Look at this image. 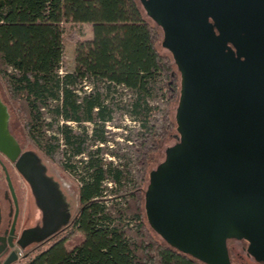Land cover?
Instances as JSON below:
<instances>
[{
  "label": "trees",
  "instance_id": "obj_1",
  "mask_svg": "<svg viewBox=\"0 0 264 264\" xmlns=\"http://www.w3.org/2000/svg\"><path fill=\"white\" fill-rule=\"evenodd\" d=\"M69 22L91 25L93 38L76 39L75 67L62 75ZM159 27L141 0H0V79L23 116L26 134L43 136L48 111V124L58 134L42 149L65 169H83L80 207L65 226L67 234L28 253L22 264H206L160 239L146 211L151 167L163 142L174 132L179 136L174 106L180 102L182 73L173 54L162 53L165 34L162 38ZM160 78L168 102L153 116L147 99ZM86 80L93 84L90 92L82 87ZM120 85L136 94L126 107L141 126L127 135L135 168L127 171L131 187L123 195L124 207L104 196L107 174L121 185L124 171L111 164L105 168L101 149L89 145V140L107 142V123L119 127L120 107L111 89ZM68 122H92L95 129L78 133ZM75 156H83L81 166L70 162ZM229 250L233 261L230 245Z\"/></svg>",
  "mask_w": 264,
  "mask_h": 264
},
{
  "label": "water",
  "instance_id": "obj_2",
  "mask_svg": "<svg viewBox=\"0 0 264 264\" xmlns=\"http://www.w3.org/2000/svg\"><path fill=\"white\" fill-rule=\"evenodd\" d=\"M141 1L182 73L178 142L150 173L148 219L167 243L206 264H233L229 240L245 238L264 263V0ZM7 119L0 98V152L19 160L45 216L24 231L25 247L70 217L57 182L38 158L21 155Z\"/></svg>",
  "mask_w": 264,
  "mask_h": 264
},
{
  "label": "rangeland",
  "instance_id": "obj_3",
  "mask_svg": "<svg viewBox=\"0 0 264 264\" xmlns=\"http://www.w3.org/2000/svg\"><path fill=\"white\" fill-rule=\"evenodd\" d=\"M65 59L60 68V73L63 75L67 71H71L75 67V49H76V39L83 38L85 40H90L93 38L92 26L87 23H65ZM162 38L164 37V30L159 27ZM161 51L164 54H169V50L161 47ZM87 85L90 88H93L92 82L90 80H86L82 87H86ZM81 86L77 87L78 93L81 96L85 95L84 90H82ZM91 89L86 90L90 92ZM111 95H113L119 103V111H120V124L119 127L115 126L113 123H107L105 128V135L107 137L106 143H99L89 140V145L91 150L101 149L99 152V156L103 161L104 167L107 168L110 164L115 167L122 169L124 171V175L126 178L123 180L122 184H116L112 181L111 174H107V179L105 181V199L109 204L116 203L118 207H124L126 205V198H124V194L131 187V180L128 176V169H134L135 165L132 162L133 156L132 152L129 149V146L132 144L131 141H128L127 135H130V132L134 129L141 130V126L139 121H135L134 118L130 115L129 110L126 107V104L131 103L136 99V94L125 87L118 86L111 89ZM109 94V97L111 96ZM0 98L4 101V104L7 108L8 112V127L11 135L15 139L16 143L19 145L21 149V155H33L40 160V163L45 167V173L47 176L57 182L60 190L65 196L66 200V211L69 214L70 219L73 218L79 210L80 201H79V192L81 187V173L83 171L76 170L72 171L69 169H65L61 164L55 162L53 159L47 156L45 151L42 149L41 145H44L48 139H51L55 134H58V130L54 127L49 126V122L52 120V116L48 111H44L45 122L44 127L42 128L43 136L39 138H31L26 134L25 124L23 121V116L19 113L18 107L16 104H13L10 101L9 94L6 91L3 83L0 79ZM149 105L152 107V114L156 113L157 109L160 107L165 108L166 103L168 102V96L166 88L163 87V78H160L158 81L153 96L147 99ZM176 104L174 106V113L177 111ZM68 125L75 131L80 133L83 130H87L88 133H92L93 129H95L94 123L90 122H68ZM178 132L172 133L162 144V148L158 153L156 160L152 165V170L157 169L167 157L168 149L175 146L178 142ZM62 149H65L64 141L61 140ZM68 160V159H67ZM83 160V156H75L70 159L71 163L80 165V161ZM81 166V165H80ZM17 171L15 172L18 176V180H20L19 184L24 188L23 192L19 193L21 200L23 201V212L25 215L30 214L32 208H36L35 199L33 198V194L31 191V184L21 173L19 167L17 166ZM150 177L147 181V186L149 184ZM4 185V181L0 184ZM70 186V187H69ZM33 189V188H32ZM71 189V190H70ZM74 194V195H73ZM34 207H32L33 205ZM27 214V216H28ZM24 216V215H23ZM25 216L23 219V223H25V227H31L34 225V220L28 219ZM67 224V223H66ZM64 224L63 229L60 231V236H65L69 230V228L65 227ZM160 239L162 237L158 235ZM56 236H54L51 240L46 239L45 243H33L30 246L23 247L24 249V257L19 261L14 262L13 264H22L23 259L28 255H32L38 250L47 249L52 242L55 240ZM48 240V241H47ZM232 256H233V264H255L254 261L247 255V251L244 250L246 243L244 241L232 240L229 243Z\"/></svg>",
  "mask_w": 264,
  "mask_h": 264
},
{
  "label": "flooded vegetation",
  "instance_id": "obj_4",
  "mask_svg": "<svg viewBox=\"0 0 264 264\" xmlns=\"http://www.w3.org/2000/svg\"><path fill=\"white\" fill-rule=\"evenodd\" d=\"M18 161L19 160L12 161L0 152V184L4 181V185H0V264H5L8 259H13L18 255L17 247L20 245V241L22 240L26 229L31 227H41L44 224V212L38 205L32 188L31 191L34 196L33 198L35 199L36 208H32L30 214L27 212L28 216L23 212V201L21 200L19 193H22L25 187L19 184L20 180H18V176L15 173L18 172ZM25 216H27L28 219L34 220L33 226L28 228L25 227V223H23ZM62 229L63 227L47 238L34 243H45L46 239L51 240L54 236L59 234ZM232 240L244 241L246 243L244 250L247 251V255L255 264H264L248 252L250 245L248 239H231L229 241ZM232 263L234 262L232 261Z\"/></svg>",
  "mask_w": 264,
  "mask_h": 264
},
{
  "label": "built area",
  "instance_id": "obj_5",
  "mask_svg": "<svg viewBox=\"0 0 264 264\" xmlns=\"http://www.w3.org/2000/svg\"><path fill=\"white\" fill-rule=\"evenodd\" d=\"M120 86L127 88L125 85H120ZM85 89H86V90H89V89H91V88H90L89 85H87V86L85 87ZM127 89H128V88H127ZM17 253H18V259H19V261H20V260L24 257V249H23V247H22L21 245H19V246L17 247Z\"/></svg>",
  "mask_w": 264,
  "mask_h": 264
},
{
  "label": "crops",
  "instance_id": "obj_6",
  "mask_svg": "<svg viewBox=\"0 0 264 264\" xmlns=\"http://www.w3.org/2000/svg\"><path fill=\"white\" fill-rule=\"evenodd\" d=\"M33 205V204H32ZM32 207H34V205L32 206ZM32 228V227H31Z\"/></svg>",
  "mask_w": 264,
  "mask_h": 264
},
{
  "label": "bare ground",
  "instance_id": "obj_7",
  "mask_svg": "<svg viewBox=\"0 0 264 264\" xmlns=\"http://www.w3.org/2000/svg\"><path fill=\"white\" fill-rule=\"evenodd\" d=\"M70 187V186H69ZM71 190V189H70ZM74 195V194H73Z\"/></svg>",
  "mask_w": 264,
  "mask_h": 264
}]
</instances>
